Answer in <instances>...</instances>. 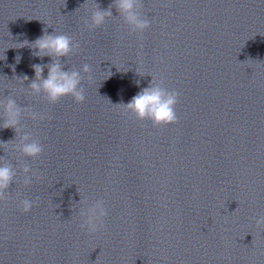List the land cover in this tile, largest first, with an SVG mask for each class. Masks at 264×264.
Returning <instances> with one entry per match:
<instances>
[{"label":"clouds","instance_id":"1","mask_svg":"<svg viewBox=\"0 0 264 264\" xmlns=\"http://www.w3.org/2000/svg\"><path fill=\"white\" fill-rule=\"evenodd\" d=\"M87 4V0L85 5ZM142 0H112L107 9H101L99 4H91L90 17L83 18V29L93 31L101 28L113 17V8L122 19L124 25L134 34L142 35L151 27V20L142 14ZM82 29V30H83ZM34 51L33 55L50 57L51 61L46 64H34L35 76L26 89L32 96L42 97L49 104H56L65 97H72L76 103L85 102V90L83 87L84 76L91 79V66L84 64L81 69L69 68L64 70L65 64L61 63L62 58H68L80 49V44L72 36L66 33H58L55 30L49 34L47 30L38 37L30 46ZM47 68V77L43 73ZM152 79L147 87L142 88L134 95L128 103H120L124 113L135 117L138 121H150L155 128L167 127L179 123L177 105L179 103V92L165 86L163 78ZM29 80L23 76V85ZM0 110L3 112V124L0 127L11 128L15 131V139L11 143L12 149L20 152L24 157L31 159L39 158L44 147L40 140L30 132L24 131L21 125L23 115H27L33 121H41L46 117L44 113L34 110L28 106H21L11 95L0 100ZM7 150L8 142H0ZM24 186L32 184L33 179H43L42 176L33 172L28 164L21 165ZM17 172L14 165L4 157H0V203H6L11 198L9 189L16 180ZM39 197L34 200L28 198L18 200V208L22 213H29L38 203ZM78 215L82 221L80 229L86 234H96L105 228V220L109 215L105 201L97 199L94 203L88 204L86 198L80 199ZM257 228L264 229V215L255 219Z\"/></svg>","mask_w":264,"mask_h":264}]
</instances>
